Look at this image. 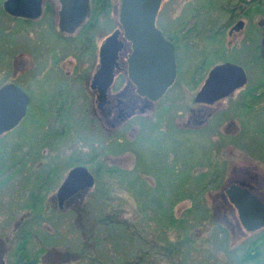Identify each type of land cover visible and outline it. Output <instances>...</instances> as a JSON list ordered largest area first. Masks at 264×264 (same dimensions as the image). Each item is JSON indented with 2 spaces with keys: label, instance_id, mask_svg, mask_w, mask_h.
<instances>
[{
  "label": "rangeland",
  "instance_id": "374dc122",
  "mask_svg": "<svg viewBox=\"0 0 264 264\" xmlns=\"http://www.w3.org/2000/svg\"><path fill=\"white\" fill-rule=\"evenodd\" d=\"M2 2L0 85L15 81L32 101L0 136V262L20 264L15 258L25 254L33 264H264V227L247 234L229 227L219 195L237 180L234 167L250 173L264 194V55L254 60L251 49L259 17L243 16L253 0L245 6L244 0H162L160 24L180 42L175 86L182 95L193 99L210 67L222 61L243 66L248 83L216 102L202 124L186 122L190 113L180 101L172 104L181 108L178 115L166 113L162 100L146 115L148 125L136 116L114 129L100 124L89 83L121 0H109L107 31L78 49L80 40L56 34L45 15L30 24L14 21ZM258 7L264 20V0ZM238 18L247 25L229 44ZM75 164L85 165L95 184L60 210L52 198ZM109 166L120 172L111 175ZM143 190L166 193L145 198ZM158 206L171 208V221ZM108 222L119 226L121 238Z\"/></svg>",
  "mask_w": 264,
  "mask_h": 264
},
{
  "label": "water",
  "instance_id": "95a60500",
  "mask_svg": "<svg viewBox=\"0 0 264 264\" xmlns=\"http://www.w3.org/2000/svg\"><path fill=\"white\" fill-rule=\"evenodd\" d=\"M61 3L59 25L68 32L84 19L89 9V0H59ZM161 0H122L119 22L124 38L132 42L128 57L129 77L136 85L137 92L156 100L172 83L176 64L173 44L163 37L155 25ZM4 8L12 15L37 17L41 11L40 0H5ZM240 21L234 27L238 29ZM118 28L108 35L99 47V66L91 80V88L97 90L96 106L102 110L107 103L109 88L117 58L123 48ZM264 40V36H263ZM264 55V52L262 53ZM247 82L243 67L225 61L215 64L197 93L196 100L213 103L230 95ZM29 96L13 83L0 88V135L12 129L23 118L29 103ZM121 115L120 120H124ZM94 175L84 165L72 167L57 188L55 197L60 208L76 191H88L94 186ZM230 200L237 207L239 217L248 230L264 226V205L249 190L231 185L227 189Z\"/></svg>",
  "mask_w": 264,
  "mask_h": 264
},
{
  "label": "flooded vegetation",
  "instance_id": "af4514ba",
  "mask_svg": "<svg viewBox=\"0 0 264 264\" xmlns=\"http://www.w3.org/2000/svg\"><path fill=\"white\" fill-rule=\"evenodd\" d=\"M4 1L5 0H3V2H2L3 10L14 21H23V22H25L27 24H30V23L38 20L39 18H41V17H43L45 15L46 19L49 21L48 25L51 26V28L53 30H55L54 27L56 25V30H55L56 34H58L61 37L68 38V39L74 38V39H79L80 40V42L79 41L74 42V43H77L75 49H78L79 46L85 48V47H87V44H88V46H90L92 43L87 42V41H89V40H91V38L97 36V34H98L100 29L103 30V31H107L106 27L108 25V21H110V17H109L110 3H109V0H108V2H103V0H93V4H92V0H89V9H88L87 15L73 29V31H70V32H68L66 30H62L60 25H59L60 9H61V3H60L59 0H57V2L59 4V7L55 5L54 0H40L41 1V11H40V14L37 17H23V16L12 15L9 12H7L6 9L4 8ZM248 1L250 2L251 0H248ZM246 2H247V0H244V3H243L244 6H245ZM253 3L254 4H253V8L252 9H251V7L246 8V6H245L244 12H243V16H245V14H249L250 12H253V15H254V17L256 19L259 17L256 20V25L253 27V30H251V33L252 34L254 33L253 34V38H254L253 42H254V44H253V47L251 49H253L252 53H253V56H254V60L258 61V59L261 58L262 53L264 52V40H263L264 29H262V27H261L263 22H264V20L262 19V16L260 14V8L258 7V5L260 6V0H259V3H258V0H253ZM120 6H121V3H120ZM161 6H162V0H161L159 9H158L157 15H156L155 25L161 31V34L163 35V37L173 44V51H174L175 64H176V72H175L174 80L165 89L164 93L160 97H158L156 100H151V99H149V97L147 95H142V94H139L137 92L135 83L129 77L128 57H129V54L132 51V42L128 41V40H126L124 38L123 30H122L120 22H119L120 7H119V10L117 11V8L115 6L114 9H113V12L117 13V18H118V19H116V26L105 36V38L108 35H110L114 30L119 28L121 30L119 38L123 39L124 45H123V48L119 52V55H118V58H117V65L115 66V69H114L113 79H112V82H111L109 88L107 89V95H106L107 103L104 105L102 110H99L97 108V106H96V108L99 110V119L102 122L100 124L102 126H104V127H107V128L109 127V128H113L114 129L118 125H120V123H122V122H124L126 120H133V118L136 117V116H142L141 118H143L145 120V118H147L146 115L148 114V112H150V110L155 108V104L156 103L161 102L162 100L165 101L163 106H164V109L166 110V113H170V114L172 113L174 115L175 114L178 115L177 113L181 112L179 110L181 108L174 107L176 109L175 110V109H173V105L172 104H174L175 102L177 103V102L180 101V104L182 105V107H184V109L188 108L189 113H190L189 117H187L186 122L190 123L191 125L192 124H196L198 122L200 124H202L203 122L208 121L212 117V115H213L212 112L214 111L213 108H214L216 102L223 101L224 99L228 98L236 90L244 89L246 87L247 83H248V76H247V82L242 87L236 89L230 95H228V96H226L224 98H221V99H219V100H217V101H215L213 103L197 101L196 100L197 93L199 92V90L201 89L202 85L204 84V81H205V79H206V77H207V75L209 73V70L211 69V67L214 66V65H212L210 67V69L208 70L207 75L204 78L203 82L198 86L199 88L197 87L198 89L195 91L193 99L192 98L190 99V97H188V95L185 96L184 93L182 95V91L181 90L183 88L182 87L178 88V87L175 86V81H176L177 76H178V68H179V64H180L179 63V61H180L179 57L177 56L178 55L177 54V50L180 47V42H179V39H178V37L176 35L177 34L176 31L174 32L175 35L170 34L171 32L168 33V32L165 31V29H164V25L166 24L165 21H164V23L162 22L160 24V21H162L161 19L159 20V14H160ZM250 9L252 11H250ZM98 13H101L102 15H103V13L105 14V19H103L102 23H101V19L99 18L100 14L98 15ZM239 21L241 23V26L238 29H236L234 27V25L237 22H239ZM48 25H45V26H48ZM246 25L247 24H246L245 18L244 19L238 18L230 26V28L228 29L227 34H228L229 40L227 42L230 44V37H232L237 32L243 31L245 29ZM260 30H261L260 38H258V42H256L255 41V36L258 33V31H260ZM72 34H74V35L71 36ZM101 43L98 46V52H99V47H100ZM243 47H245L244 44H243ZM227 49H228V51H230L232 48L228 47ZM90 51L92 52V54H95V50L91 49ZM258 51H259V53H258ZM98 52H97V55H98ZM223 62H225V61H222V62H219V63H223ZM219 63H216V64H219ZM13 64H15V65L17 64V60L16 59H14ZM98 66H99V63L97 65V68H98ZM97 68L95 69V71L97 70ZM95 71H94V73H95ZM94 73L92 74V78H93ZM245 73H246V70H245ZM246 75H247V73H246ZM92 78H91V80H92ZM91 80H90V83H89V88L92 91V94H91L92 95V99L95 98V102L97 103V100H96L97 90L91 88V85H90L91 84ZM7 83H13L14 85H16L17 87L22 89V87L20 86L21 84L15 82V81H12V80H7L4 83H2L0 85V88L3 85L7 84ZM194 86L196 87L197 85H194ZM22 90L30 98L29 103H28L27 108H26L25 115H24V116H26L27 112H28V107H29V105H30V103L32 101V96L26 90H24V89H22ZM181 96H183L182 99H181ZM254 98H258V96L254 95ZM192 101H193L195 106H190V105H192ZM188 103H190L189 106H188ZM83 114H84V112H83ZM122 114L125 115L123 121L120 120V117H121ZM24 116H23V118H24ZM143 116H146V117H143ZM145 121H146V125H148L149 121L148 120H145ZM16 126H14L12 129H14ZM12 129L3 132L0 136H2L3 134L11 131ZM131 130L134 131V129H131ZM76 165H83V164H75V165L71 166L68 169V171L72 167H74ZM232 172H233V174L237 175V177H238L237 180L235 182L227 184L224 187V190H221V192H219V195L221 196L222 201H223L222 205H223V218L225 220L224 223L227 224L231 228L240 229V231L242 233H244V234L255 232V231L263 228L264 226L261 227V228L255 229V230H248L244 226V224L242 223V221H241V219L239 217V212H238L237 207L230 200L229 195L227 193V189L231 185H237L240 188H245V189L249 190V192L255 198H257L258 201H260L263 205H264V194L260 190H258L259 187L256 184V182L253 180V177H252V175L250 173L246 172L245 170H241V168H236V167H234V169H232ZM94 178H95V175H94ZM86 192L87 191H84V192L83 191H76L70 197H68V199L64 202V205H63L62 208H60L58 206V202H57V199H56L55 196L52 199H53L54 203L57 205V207L60 210H62L63 208L67 207L68 205L72 204L75 199H79L80 197H84V194ZM152 194H157L158 195L157 197H159V198L164 196V194H162L161 192L154 191L152 193H145L144 190L142 191V196L145 197V198H150V195H152ZM163 203H165V202H163ZM144 208L145 209H150L147 206L141 207V209H144ZM164 208L165 207L158 206L155 209L157 211H159L160 209L164 210ZM144 211L145 212H143L142 214H146L147 213L146 210H144ZM155 213H157V212H155ZM142 222H144V220ZM131 224H128V225H126V224L122 225L121 224V226H123V227L126 226L124 229L127 230V229H130V228L135 226L133 223H131ZM118 231H119V229L117 228L115 230V232H117L118 236L121 238L122 234H120ZM147 251H148V249L146 251H143L144 255H145V253L148 254ZM0 259H1V254H0ZM15 260H16V262L19 261V263L21 264L19 256H17L15 258ZM0 264H6V263H5V261H2V262H0Z\"/></svg>",
  "mask_w": 264,
  "mask_h": 264
},
{
  "label": "trees",
  "instance_id": "16d2710c",
  "mask_svg": "<svg viewBox=\"0 0 264 264\" xmlns=\"http://www.w3.org/2000/svg\"><path fill=\"white\" fill-rule=\"evenodd\" d=\"M108 0H103V2H107ZM106 172H109L111 175H115V174H118L119 172H120V170L117 168V167H115V166H109V167H107L106 168ZM133 183V182H132ZM157 183L159 184V181L157 180V182H156V186H157ZM143 185V183L142 184H140V187ZM166 192H164L163 194H165ZM165 196V195H164ZM167 196V195H166ZM165 202V201H164ZM93 205H95V203H93ZM161 214H163V215H165L166 216V218H167V220H169V221H171V218H170V214H172V210H171V208L169 207V206H167L166 208H164V210L162 211V213ZM111 221V220H110ZM106 224V227L108 228V229H110L111 231H114L115 232V230L118 228L119 229V226H114V225H112L111 224V222H108V223H105ZM109 231V230H108ZM110 232V231H109ZM113 233V232H112ZM108 234V233H107ZM115 234V233H114ZM110 235H112L111 233H110ZM116 236H117V234H116ZM119 237V236H118ZM24 244H25V242H24V240H22L20 243H19V245H18V248H19V250H20V253L22 254V250H23V248H24ZM19 257H20V261H21V264H33V261H32V259H29L25 254H23V255H18ZM34 260V259H33ZM34 263H35V261H34ZM36 264V263H35Z\"/></svg>",
  "mask_w": 264,
  "mask_h": 264
}]
</instances>
